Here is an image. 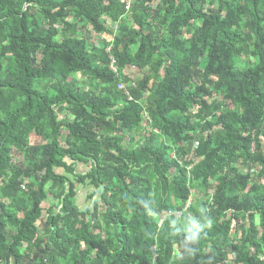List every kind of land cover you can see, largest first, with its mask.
<instances>
[{
  "label": "trees",
  "instance_id": "1",
  "mask_svg": "<svg viewBox=\"0 0 264 264\" xmlns=\"http://www.w3.org/2000/svg\"><path fill=\"white\" fill-rule=\"evenodd\" d=\"M0 264H264V0H0Z\"/></svg>",
  "mask_w": 264,
  "mask_h": 264
},
{
  "label": "rangeland",
  "instance_id": "2",
  "mask_svg": "<svg viewBox=\"0 0 264 264\" xmlns=\"http://www.w3.org/2000/svg\"><path fill=\"white\" fill-rule=\"evenodd\" d=\"M98 37V36H96ZM95 37V39H96ZM99 41V39H98ZM90 168V165L87 163H79L77 166L78 172H85ZM79 188V195L77 197V202L81 208H86L89 205V201L87 199L88 194L94 190L93 186H84V185H78Z\"/></svg>",
  "mask_w": 264,
  "mask_h": 264
},
{
  "label": "clouds",
  "instance_id": "3",
  "mask_svg": "<svg viewBox=\"0 0 264 264\" xmlns=\"http://www.w3.org/2000/svg\"><path fill=\"white\" fill-rule=\"evenodd\" d=\"M120 83H123V84L126 85V89H122V90H124V92H125L126 94L129 95V98H130V99H133V96L131 95V93H130V91H129V84H127L126 82H120ZM120 83H119V84H120ZM119 84H118V88H119ZM119 89H120V88H119ZM190 204H191V200L189 199V201H188L187 204L185 205V209H188L189 206H190Z\"/></svg>",
  "mask_w": 264,
  "mask_h": 264
},
{
  "label": "built area",
  "instance_id": "4",
  "mask_svg": "<svg viewBox=\"0 0 264 264\" xmlns=\"http://www.w3.org/2000/svg\"><path fill=\"white\" fill-rule=\"evenodd\" d=\"M111 68L114 70V71H117V65H116V61L112 59V62H111ZM119 88L120 89H126V85L123 84V83H120L119 84Z\"/></svg>",
  "mask_w": 264,
  "mask_h": 264
}]
</instances>
